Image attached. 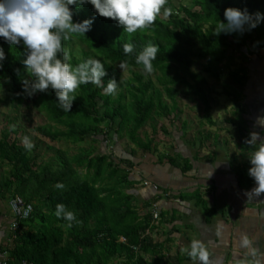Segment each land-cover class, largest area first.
I'll use <instances>...</instances> for the list:
<instances>
[{"label":"trees","instance_id":"obj_1","mask_svg":"<svg viewBox=\"0 0 264 264\" xmlns=\"http://www.w3.org/2000/svg\"><path fill=\"white\" fill-rule=\"evenodd\" d=\"M70 7L74 22L93 19L86 34L74 35L63 42L66 50L73 40L84 47L82 57L70 54V62L76 65L88 58L101 59L107 72L104 86L112 78L119 86L114 95H106L103 88L94 84L81 85L71 111H64L51 88L28 95L23 81L31 82L34 78L23 64L26 47L23 41L12 45L0 37V48L5 54L0 61L3 65L0 82L7 89L5 100L16 109L31 101L50 121L64 126L54 130L49 124L36 126V130L51 140L83 144L74 153L58 148L55 156L43 160L36 146L28 150L18 138L11 139L13 128L1 135L0 173L4 165L9 168L4 176L0 175V197L19 195L34 204L32 215L21 220L19 229L12 234L14 245L8 250V260L11 264L24 261L33 264H180L181 258L173 262L167 257L165 241L156 242L151 235V231L167 221L166 210L159 211V218H154L153 212L154 204L166 189L152 199L137 202L135 194L129 192L134 184L132 158L136 149L158 152L155 138L147 134L143 137L141 132L148 123L156 131L157 118L173 114L176 119L180 117L181 85L191 99L197 97L204 104V115L211 123L212 97L205 88L204 73L222 81V70H227L232 81L223 83L226 92L239 97V87L246 84L249 73L247 65L236 64V60L252 54L251 45L264 46V20L255 28L245 25L243 32L222 31L217 35L215 27L220 20L227 23L224 12L229 7L264 14V0H190V4L179 7L168 0L171 15H161L151 27L132 35L126 33L118 21L100 16L90 2L79 8ZM149 42L159 47L153 61V72L160 73L158 84L152 77L134 71L121 88L116 63L143 69L135 63V58ZM125 43L134 45L131 54L125 55ZM196 61H205L200 72L193 69ZM237 131L243 139H250L243 135L240 125ZM112 132L117 134L118 141H126L125 150L130 157L116 161L111 153L98 152V147L88 140L97 143L100 141L97 136H101L103 142H110ZM246 145L249 150H255ZM163 156L159 160L162 161ZM165 157L183 171L190 167L189 161L181 162L177 153ZM58 183L64 187L57 188ZM60 203L75 214L71 227L69 221L55 215ZM122 236L126 242L120 240ZM134 245L137 250L133 249Z\"/></svg>","mask_w":264,"mask_h":264},{"label":"crops","instance_id":"obj_2","mask_svg":"<svg viewBox=\"0 0 264 264\" xmlns=\"http://www.w3.org/2000/svg\"><path fill=\"white\" fill-rule=\"evenodd\" d=\"M250 50L253 53L246 64L249 79L239 87V97L227 93L231 101L211 104L217 122L206 125L199 133L202 113L195 119L189 117L190 129L181 122L178 130H169L175 139L166 151L134 152L131 168L134 184L129 192L135 194L137 202L152 199L166 189L156 204L159 211L168 212L167 221L151 231V235L156 242L165 241L170 261L181 258L180 264H198L181 253V248L188 247L193 238L210 242L212 264H234L233 254L242 234L253 238L264 252V194L250 199L245 194L256 186L248 174L253 151L246 147V140L237 131L240 125L243 135L250 138V133L256 131L264 139V127L256 124L257 117L264 115V46L251 45ZM116 140L110 144L100 139L98 152L111 153L116 161L128 157L126 141ZM176 153L181 162L189 161L186 171L165 157ZM11 198L0 197V259L8 258V250L14 245ZM218 229L220 235L216 234Z\"/></svg>","mask_w":264,"mask_h":264},{"label":"clouds","instance_id":"obj_3","mask_svg":"<svg viewBox=\"0 0 264 264\" xmlns=\"http://www.w3.org/2000/svg\"><path fill=\"white\" fill-rule=\"evenodd\" d=\"M88 2L100 16L118 21L129 35L145 31L161 15L167 17L172 14V9L167 7L168 0H0V37L12 45L23 41L26 47V59L23 64L34 80L23 81L25 90L28 95H33L37 91L53 89L64 111H71L75 93L81 85L94 84L103 88L106 95H114L119 86L115 78L109 79L106 87L104 86L103 78L107 72L101 59L88 58L73 65L70 62V52L64 47V41L77 34H86L91 29L93 19L74 22L73 10L70 7L75 5L79 8ZM224 16L227 23L220 20L216 24L217 35L222 31L243 32L245 25L255 28L264 20L262 13L250 14L247 9L234 7L227 8ZM123 50L125 55L131 54L134 45L125 43ZM158 52V45L149 42L136 56L135 63L151 74ZM4 58V51L0 48V61ZM2 66L0 63V67ZM120 67L124 69V62H121ZM256 124L264 127V115L257 117ZM245 142L255 147L250 154L252 166L248 174L254 178L256 186L245 193L250 199L264 194V139L260 138L259 132L253 131L250 133V139ZM23 143L28 150L34 147L28 137L24 138ZM56 187L64 186L58 183ZM31 211L29 205L23 210V215L27 217ZM55 215L69 221V227L76 219L74 212L67 210L62 203L57 204ZM216 234L220 235L219 229ZM209 243L193 238L188 247L181 248V253L198 264H212L213 254ZM233 258L234 264H264V252H261L248 234L239 237Z\"/></svg>","mask_w":264,"mask_h":264},{"label":"rangeland","instance_id":"obj_4","mask_svg":"<svg viewBox=\"0 0 264 264\" xmlns=\"http://www.w3.org/2000/svg\"><path fill=\"white\" fill-rule=\"evenodd\" d=\"M173 5L176 7H179L180 5L184 4H190V0H171ZM260 45L259 43H257ZM83 45L79 43L77 40H73L71 42V45L68 46L67 50L71 53H73L76 57H82L83 54ZM251 54H247L246 58L244 56L239 57L236 60V64H248L249 57ZM205 61H196L193 65V69L196 71H202L203 69V64ZM121 63H116V71L119 74L120 78V86L121 88L124 87V82L128 79H130L133 76L134 71H140L144 73L146 76L152 77L154 82L158 84V76L159 72H152L151 74L146 73L143 69H138L135 67H128L125 64L124 69L120 67ZM224 73V78L222 81L217 80L216 78L209 76L204 73L207 82L205 84V88L207 92L211 94V104H216L218 103H228L231 101L230 97L227 94V90L225 89L223 83L225 81L231 82L232 80L229 78L227 74V70H222ZM229 88L230 86L227 85ZM185 89V86L181 85L180 86V93L178 95V105L180 108H182V114L180 115L179 119H176L173 114L170 117H162V118H157L156 120V131H153L151 123H148L144 129V132H141V135L145 137V134L151 137L153 134L158 151L161 152V150L166 151L167 147H169V144H174V139L172 138V134L170 133V129L173 131L174 128L177 130L179 129V123L184 122L187 129H190V126H192L191 117L192 119L197 118L200 116V123H201V128L199 133L203 131L205 126H209L208 124H212L210 122V119L206 118L204 115V104L198 99L197 97L194 99H191ZM233 91V90H232ZM7 95V89L6 86L3 84V82H0V137L5 132L6 130H10V128H13V130L10 131V137L11 139L13 138H18L21 143H23V140L25 137H28L29 140L34 144V147L37 149V152H39L42 156L43 160H48L49 157L55 156L56 155V150L58 148H63V149H69L68 151L70 153H74L77 149L79 150V146L83 145L80 143L79 145H73L72 143L65 141L63 139L60 140H51V138L46 137L42 133H40L38 130H36V126L38 125H44V124H49V126H52V130L55 128L63 129L65 128L64 126L61 125H56L54 122L50 121L48 117L46 116L45 113H42L38 107L33 106L31 101L29 103H23L21 107L18 109L12 107L10 105L9 101L5 100V97ZM213 104V105H214ZM217 106V104H216ZM212 107V105H211ZM220 111V110H219ZM103 112V109L100 110V114ZM184 113V114H183ZM187 114V115H185ZM210 116L212 117V120L214 122H217V116H214V112L212 109L209 111ZM183 115V116H182ZM219 117V116H218ZM221 119H223L222 115L220 116ZM229 123H231V120H228ZM227 122V123H228ZM238 122V120H237ZM17 130V131H14ZM167 130V131H166ZM167 132V133H166ZM113 133V132H112ZM98 139H101V136H97ZM110 138L112 141H110V144L114 143L116 139H118V136L116 133H113V138L110 135ZM91 144L93 143L95 146L98 147L99 150V145L100 141L97 143L92 142L90 139H88ZM117 141V140H116ZM88 144V142H85ZM242 145V143H241ZM243 147V145H242ZM141 150V149H138ZM142 151V150H141ZM9 166L4 165L2 167V173H0L1 176H4L5 170H8ZM138 204V203H137Z\"/></svg>","mask_w":264,"mask_h":264},{"label":"built area","instance_id":"obj_5","mask_svg":"<svg viewBox=\"0 0 264 264\" xmlns=\"http://www.w3.org/2000/svg\"><path fill=\"white\" fill-rule=\"evenodd\" d=\"M155 188L158 189V186L155 185ZM9 204H10V209H11L12 214H13V221L11 223V229L13 232H15L20 227V221L23 219H27L32 215V213L34 211V205L32 202L26 201L25 199H23L21 196H18V195L13 196L10 199ZM13 204H15V208H13ZM29 205L31 206L32 211L28 214L27 217H25L23 215V210H25ZM153 210H154L153 211L154 212V218H159V210L157 208L156 203L154 204ZM120 240L122 242H126V238L124 236H122L120 238ZM133 249L137 250V246L134 245ZM0 264H11V263L8 260V258H2V259H0ZM23 264H33V263L28 262V261H24Z\"/></svg>","mask_w":264,"mask_h":264}]
</instances>
